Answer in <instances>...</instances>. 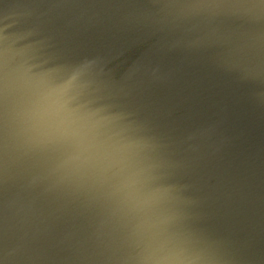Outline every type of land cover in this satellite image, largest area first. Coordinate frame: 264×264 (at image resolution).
I'll list each match as a JSON object with an SVG mask.
<instances>
[{
  "label": "water",
  "instance_id": "1",
  "mask_svg": "<svg viewBox=\"0 0 264 264\" xmlns=\"http://www.w3.org/2000/svg\"><path fill=\"white\" fill-rule=\"evenodd\" d=\"M192 2L0 0V37L13 65L87 64L79 103L114 122V140L157 147L137 157L170 165L158 174L219 264H264L260 51L225 39L251 25L179 6ZM51 167L33 158L0 185L2 264H86V242L108 231V210Z\"/></svg>",
  "mask_w": 264,
  "mask_h": 264
},
{
  "label": "snow or ice",
  "instance_id": "2",
  "mask_svg": "<svg viewBox=\"0 0 264 264\" xmlns=\"http://www.w3.org/2000/svg\"><path fill=\"white\" fill-rule=\"evenodd\" d=\"M179 6L251 25V31L225 39L240 49L258 47L264 77V0H194ZM36 67L28 61L11 64L0 37V185L15 166L26 168L41 158L52 165L49 175L58 185L102 204L109 228L86 242V264H219L215 245L198 238L186 223L185 207L158 174L170 165L137 157L157 147L147 139L114 140L109 135L114 122L79 103L89 66ZM255 71L244 69L245 75Z\"/></svg>",
  "mask_w": 264,
  "mask_h": 264
}]
</instances>
